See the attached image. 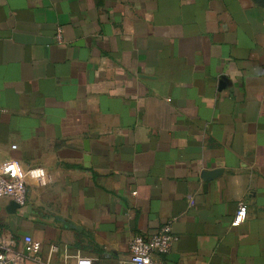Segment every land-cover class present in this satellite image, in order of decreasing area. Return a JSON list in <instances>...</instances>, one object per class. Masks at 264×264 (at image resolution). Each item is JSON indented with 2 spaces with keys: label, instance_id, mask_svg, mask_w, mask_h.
<instances>
[{
  "label": "crops",
  "instance_id": "obj_1",
  "mask_svg": "<svg viewBox=\"0 0 264 264\" xmlns=\"http://www.w3.org/2000/svg\"><path fill=\"white\" fill-rule=\"evenodd\" d=\"M10 159L51 182L0 198V237L52 264H126L170 222L166 264H264V0H0Z\"/></svg>",
  "mask_w": 264,
  "mask_h": 264
},
{
  "label": "built area",
  "instance_id": "obj_2",
  "mask_svg": "<svg viewBox=\"0 0 264 264\" xmlns=\"http://www.w3.org/2000/svg\"><path fill=\"white\" fill-rule=\"evenodd\" d=\"M57 40H61L58 33ZM16 148V147H13ZM29 182L38 186H46L51 182L48 171L41 166H24L17 159H10L0 165V198H8L20 205L26 202ZM248 214L245 203H240L231 225H242ZM178 237L173 234L171 222L162 226L156 233L136 235L129 243L130 260L126 264H166L164 257L168 255ZM23 249L16 247L15 242L0 237V264H24L30 258L38 264H52L53 255L58 252V245L51 244L46 259L41 256V243L26 235L22 239ZM76 264H91L87 257H78Z\"/></svg>",
  "mask_w": 264,
  "mask_h": 264
},
{
  "label": "water",
  "instance_id": "obj_3",
  "mask_svg": "<svg viewBox=\"0 0 264 264\" xmlns=\"http://www.w3.org/2000/svg\"><path fill=\"white\" fill-rule=\"evenodd\" d=\"M218 173H220V171H217V172L215 171V172H213V173H206V174H205V178H206V179L211 178L212 176H215V175L218 174ZM11 206H12V207H18V203H16V202L13 201V202L11 203Z\"/></svg>",
  "mask_w": 264,
  "mask_h": 264
}]
</instances>
